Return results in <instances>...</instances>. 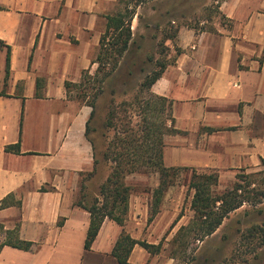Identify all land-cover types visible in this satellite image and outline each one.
<instances>
[{"label": "crops", "instance_id": "crops-1", "mask_svg": "<svg viewBox=\"0 0 264 264\" xmlns=\"http://www.w3.org/2000/svg\"><path fill=\"white\" fill-rule=\"evenodd\" d=\"M218 2L222 16L213 25L184 24L177 39L167 41L174 61L152 86L171 101L179 130L165 136L168 167L229 172L263 166L264 0ZM117 3L0 0V38L11 46L7 80V50H0V202L11 193L21 200L0 209V222L20 225L21 238L34 242L30 250L5 246L0 264H121L112 255L119 236L126 231L137 239L133 222L149 219L152 196L132 193L125 225L106 218L85 249L91 216L76 201L83 176L95 167L87 137L92 108L71 99L66 82L96 70L93 59ZM17 143L19 151L6 150ZM133 175L148 181L139 173L129 183ZM96 177L85 182L87 193L92 181L107 178ZM165 211L164 203L153 223ZM147 252L135 245L129 263L142 264L138 254Z\"/></svg>", "mask_w": 264, "mask_h": 264}, {"label": "trees", "instance_id": "trees-1", "mask_svg": "<svg viewBox=\"0 0 264 264\" xmlns=\"http://www.w3.org/2000/svg\"><path fill=\"white\" fill-rule=\"evenodd\" d=\"M142 2L145 0H118L119 9L107 15V27L101 36L99 50L93 59V64L97 65L96 70L94 72L84 70L79 82H66L69 97L92 108L91 117L87 123V137L93 144L95 167L93 171L83 176L81 196L76 201V204L89 211L91 216L85 239L86 250L92 248L106 218L113 219L119 225H125L132 194V187L126 182L128 175L159 174V184L153 191L151 215L148 219L150 222L159 213L164 195L169 187L175 184L181 170L189 168L168 167L164 163L165 136L177 133L179 130L175 128V120L171 115V101L152 91L153 84L174 61V58H169L166 54L170 52L167 41L169 39L175 41L184 24L175 27L172 20L168 22L162 29L165 36L157 42L155 52L154 42L158 39L157 33L142 34L140 40H137L132 27L137 8ZM0 9H2L1 5ZM217 11L221 12L219 6ZM162 26L163 23L160 20L156 21L149 31H159ZM147 40L153 43V47L150 51L146 50L145 58L141 59L139 56ZM3 49L7 50V80L10 71L11 46L0 38V50ZM176 51L180 53L181 49L177 47ZM156 53L160 54L159 58H156ZM130 57L132 60L128 62ZM122 67L127 70L122 84L132 87L125 93L130 91L132 94L129 99L125 98L118 102L117 89H112V100L104 122V128L112 134L110 136L107 133L103 134L107 141L105 149L100 152L96 139L91 135V122L97 113L98 100L105 92L106 84L118 70L123 69ZM137 71L144 74L141 80L138 79ZM132 82L134 86L131 85ZM19 147V143L7 145L6 150L19 151ZM103 161L110 165V174L100 184L96 195L89 200L85 182L97 174L98 166ZM262 164L264 166V160ZM191 171L189 188L194 190L191 203L194 215L188 225L180 227L175 237V241H179L184 246L187 245V238L190 235H193L197 241L213 235L224 220L244 204L257 206L264 203V169L249 173L246 168H241L236 175L237 181L233 187L222 193L215 190L219 183V173L216 170H198L192 167ZM257 175L261 176L260 180L254 178ZM13 204L21 205V200L15 199V194L11 193L1 200L0 209ZM262 210L259 211L262 212ZM182 215L180 213L172 227L177 224ZM243 238L247 242V251L252 252L255 260L263 259L264 222L252 224ZM33 244L34 242L21 238L20 225L9 229L0 222V253L5 246L30 250ZM137 244L151 254H158L161 251V243L138 240L123 231L115 243L112 255L119 263L130 264L131 252Z\"/></svg>", "mask_w": 264, "mask_h": 264}, {"label": "rangeland", "instance_id": "rangeland-1", "mask_svg": "<svg viewBox=\"0 0 264 264\" xmlns=\"http://www.w3.org/2000/svg\"><path fill=\"white\" fill-rule=\"evenodd\" d=\"M218 1L220 0H145V2H142L141 5L138 6L137 15L132 22V27L135 26V29H133L135 36L137 40H140V35L142 34L147 35L149 32L157 33L158 39L154 42V49L156 52V44L164 38L165 34L162 29L167 26L168 22L172 20V22H174L172 24L175 25V27L180 24H189L197 28L210 27L213 25L214 19H219L222 16L221 12L217 11V7L220 6ZM118 9L119 4L117 3L112 12ZM168 10H170V12ZM159 20L163 23L161 30L149 31L153 28L154 23ZM144 47L145 48L141 50L139 56L141 59L145 58L146 50L150 51L152 49L153 43L147 40ZM166 54L169 55V52ZM155 56L159 58L160 54L156 53ZM131 60V57L128 58V62H131ZM122 68L123 69H121V71L118 70L116 75L106 84V90L98 100L97 113L91 122V135L96 139L99 151L101 149L100 152L105 149V143L107 141L103 134L107 133L109 136L112 134L110 131L107 132L104 128L108 106L112 100V89H117L116 100L118 102L125 98L129 99L132 94L130 91L129 93H125L132 87L122 84L123 77L127 75L126 68ZM137 76L138 79L141 80L144 74L137 71ZM131 85L134 86L133 82ZM94 129H96V131H94ZM100 156L102 157V155H99V157ZM191 168L192 167L181 170L180 175L176 178L175 184L167 190L160 206L161 211L165 203L166 211L164 215L161 216L160 220H156L157 223H153V221L158 214L150 222L148 220H145L142 224L138 223L137 220L133 222V235L135 234L138 240H145L155 244L161 243V251L158 254H151L150 252H147L144 256L138 254L140 260L143 261L142 264H263L264 258L255 260L252 252L247 251V242L243 238V235L247 234L252 224H263L264 203L257 206H253L249 203L244 204L241 208L232 212L213 235L206 237L202 241L195 240L193 235L188 236V243L185 246L179 241H175L176 234L180 227L188 225L194 215L191 209L194 190L189 188L192 175ZM261 169H264V166H261L260 163L258 167L251 168L247 172H257ZM110 171V165L103 161L98 166V177L96 178L103 175L107 177ZM217 172L219 173V183L215 190L218 193H222L233 187L234 183L237 181L236 175L239 170ZM134 174L137 175L139 173ZM131 175L127 176L126 182L132 187V193L150 195L152 196L153 202V191L157 187L156 183L159 179V174L147 173L148 181L145 182L137 181L135 175H133V181L129 183L128 177ZM254 178L260 180L261 176L257 175L254 176ZM101 183L99 181H92L88 189L89 200L96 195ZM260 209H263L262 212L259 211ZM175 212L177 213L176 216L174 215ZM180 213L183 214L182 217L178 220L177 224L172 227V224L179 217ZM172 217H174L173 220Z\"/></svg>", "mask_w": 264, "mask_h": 264}]
</instances>
